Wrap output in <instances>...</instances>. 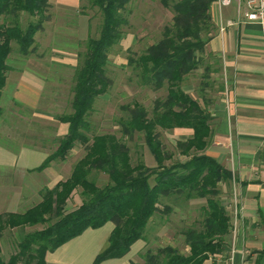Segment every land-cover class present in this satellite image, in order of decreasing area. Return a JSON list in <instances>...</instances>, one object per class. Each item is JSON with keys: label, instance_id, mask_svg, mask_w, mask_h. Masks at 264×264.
Instances as JSON below:
<instances>
[{"label": "trees", "instance_id": "16d2710c", "mask_svg": "<svg viewBox=\"0 0 264 264\" xmlns=\"http://www.w3.org/2000/svg\"><path fill=\"white\" fill-rule=\"evenodd\" d=\"M172 13L171 22L163 27L160 38L139 55L127 58L128 66L139 84L153 91L166 88L162 99H155L148 111L138 102L123 107L119 120L122 138L114 134L88 137L87 117L96 99L107 93L111 79L107 75L109 53L123 37L127 23L122 16L130 0H92L101 12L98 36L88 38L86 50L74 75L71 112L57 117L66 124V133L58 139L55 151L35 171H42L52 161H64L77 145L85 148L84 156L72 167L70 175L51 189L40 191L41 201L23 213L0 215V239L5 230L46 225L41 230L22 233L15 251L0 264H46V254L79 236L86 229H98L108 222L113 229L107 247L94 259L124 257L138 240H145V229L155 213L161 212V198L177 196L185 201L204 199L198 227L183 232L188 254L172 246L140 254L142 264H204L214 257L225 256L232 232V219L220 197V184L230 185L232 174L214 158L204 153L210 136L209 115L200 102L183 90L185 79L202 64V54L214 32L210 7L214 0H159ZM48 0H0V98L7 72L11 43L20 54L31 52L35 34L47 21ZM32 19L22 27L20 17ZM190 129L191 136L175 143V152L165 149L159 131ZM142 136L155 166L141 160L132 163L125 137ZM95 171L107 176L98 186L90 178ZM152 180V184L150 183ZM80 189L81 204L66 212L73 191ZM170 211L164 206L162 213ZM264 256V249L259 252ZM134 264V263H132ZM137 264V263H136Z\"/></svg>", "mask_w": 264, "mask_h": 264}, {"label": "rangeland", "instance_id": "374dc122", "mask_svg": "<svg viewBox=\"0 0 264 264\" xmlns=\"http://www.w3.org/2000/svg\"><path fill=\"white\" fill-rule=\"evenodd\" d=\"M91 1L48 0V19L42 30L35 34L31 52L24 56L19 53L18 46L11 43L12 51L8 57L11 69L7 72L6 88H3L0 98V147L8 150H16L22 146L38 147L48 156L55 151L58 139L66 133V124L60 123L57 117L71 112L75 70L85 53L87 39L97 37L100 30L101 12ZM122 16L127 21L122 27L123 37L112 47L106 68L111 86L106 94L96 99L93 110L87 117L89 126L86 133L89 138L101 134H114L122 138L119 120L125 114L124 106L138 102L150 111L155 99H162L166 95L165 87L153 91L141 86L128 66L127 58L141 54L156 42L163 27L171 22L172 13L159 0H130ZM31 19L27 14H22V27ZM26 70L41 80L40 89L23 83L21 75ZM196 82L195 72L185 80V83L191 85ZM159 139L167 151L176 154L175 143L188 138L172 130L159 131ZM123 141L128 147L133 164L141 160L150 168L155 166L141 135L134 134L123 138ZM84 154L85 148L77 144L64 161H52L43 173L33 174L32 182L44 186L40 191L53 188L58 181L68 178L73 165ZM174 158L181 161L186 159L178 154ZM90 178L98 186L107 182L105 174L95 171ZM150 183L152 184V180ZM222 184L219 185L220 197L232 218L233 187L231 184ZM40 201L39 192L38 203ZM81 201L80 189H76L67 200L65 211H72ZM38 203H28L18 212L23 213ZM165 205L170 211L162 213ZM204 205V199L185 201L177 196L161 198L158 205L161 212L155 213L147 224L142 248L136 249L135 244L131 250L136 263H143L140 254L146 250L155 251L167 245L187 255L188 247L183 232L187 228L199 226L201 207ZM45 226L39 224L26 227L23 231L5 230L0 239L3 260L6 261L15 251V243L22 233L41 230Z\"/></svg>", "mask_w": 264, "mask_h": 264}, {"label": "crops", "instance_id": "0c3cea01", "mask_svg": "<svg viewBox=\"0 0 264 264\" xmlns=\"http://www.w3.org/2000/svg\"><path fill=\"white\" fill-rule=\"evenodd\" d=\"M209 13L214 32L195 72L197 82L191 85L184 81L183 90L197 99L210 117V136L204 153L231 172L238 213L236 232L229 236L225 256L208 259L204 264H264V256L259 255L264 249V21H239L236 3H232L221 9V17L224 23H237L226 26L221 33L214 2ZM21 80L34 89L41 87V80L27 70ZM6 84L7 77L4 89ZM173 131L187 138L192 134L184 128ZM47 156L38 147H0V215L19 213L26 204L38 203L44 186L32 182L33 174L44 172L45 169H35ZM231 219L233 226L234 218ZM112 229L111 222L98 229H86L47 253L46 264H93L107 247ZM135 244L136 249H141L144 243L138 240L124 257L100 264H136V257L131 255Z\"/></svg>", "mask_w": 264, "mask_h": 264}, {"label": "built area", "instance_id": "2783aa9c", "mask_svg": "<svg viewBox=\"0 0 264 264\" xmlns=\"http://www.w3.org/2000/svg\"><path fill=\"white\" fill-rule=\"evenodd\" d=\"M232 3H236V13L239 21L242 22H253L262 24L264 21V0H214V4L218 10V27L219 32H223L226 26H233L237 21H226L224 23L221 17V9ZM233 218L234 223L232 226V234L235 235L236 232V217H237V207H236V195L235 187H233ZM233 251H231V254ZM231 263H233L231 261Z\"/></svg>", "mask_w": 264, "mask_h": 264}]
</instances>
